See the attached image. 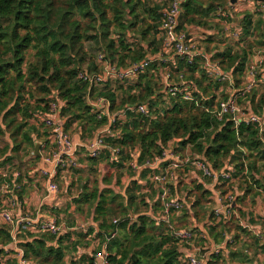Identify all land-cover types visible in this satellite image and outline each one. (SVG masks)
Instances as JSON below:
<instances>
[{"label": "trees", "instance_id": "trees-1", "mask_svg": "<svg viewBox=\"0 0 264 264\" xmlns=\"http://www.w3.org/2000/svg\"><path fill=\"white\" fill-rule=\"evenodd\" d=\"M170 1L0 0V141L6 137L11 141L0 147V171L12 168L15 158H23L31 151L34 161L40 162L41 156L36 155L35 148L38 143L41 146L49 143L50 129L34 124L32 119L35 114L50 111L49 98L53 94L64 103L61 117L66 119L68 131L75 123L85 124L84 129L89 131L107 125L108 119H98L88 98L110 100L111 110L115 113L126 105L149 106L148 117L127 116L124 124H118L121 138L107 140L108 146L120 149L117 160H110L109 152L100 159L89 157L86 160L95 167L105 159L109 167L115 168L116 183H121L123 174L130 176L124 171H133L128 165L136 152L139 164L143 165L146 160L163 157L164 151L175 140H179V153L191 145L196 155H202L215 170H221L229 163L234 166L236 175L244 173L254 180L264 179V134L262 137L253 125L241 124L235 128L228 116L219 121L204 110H213L218 99L216 91L229 84L209 78L200 58L192 63L186 60L175 63L155 61L136 80L115 81L100 88L90 87L89 83L79 79L80 72L102 71L97 62H93L94 57L87 47L90 43L101 46L104 52L99 53L105 54L107 60L118 68L126 69L150 57H160L163 53L160 26ZM253 2L261 4L256 0ZM230 7V0H183L178 31L207 28L218 17V12H227ZM242 14L240 28L243 36L235 47L217 48L210 54L199 45L224 73L232 77L234 91L242 89L253 54L250 38H257L259 26L264 23L262 16L254 25L256 15L249 11ZM135 33L141 35L143 42L149 43L146 49L131 45ZM209 43L213 44V41ZM88 63L89 69H83ZM166 72L171 73L172 84L175 79L178 81L175 84H181L180 76H183L194 101L166 93L163 81ZM158 81L162 83V91ZM129 82L134 84L127 85ZM116 83L120 85L116 87ZM232 94L226 92L223 100ZM165 97H170L168 106L161 100ZM249 102L247 110L259 116L264 114V94L259 96V90L254 91ZM37 129H42L44 135H36ZM167 164L161 163L159 168ZM158 170L144 169L136 175L137 179L130 181L124 193H117L108 186L112 183L108 177L102 181L106 184L103 188L97 180L83 185L82 192L72 204L81 214L92 212L97 228L91 227L85 235L76 237L72 230L67 232V228L57 236L21 231L20 234L30 235L29 240L21 241L19 245L24 258L29 264H66L70 249L75 250L82 240L94 236L106 246L111 264H181L178 241L171 236L164 222H157L149 210L142 207L147 206L146 197L142 195L146 187L142 184L145 180L150 184L149 175ZM22 181L20 177L18 183ZM255 181L261 186L260 180ZM2 182L3 178L0 179ZM181 183L170 185L169 199H178L173 194L179 192ZM22 188L21 194L25 192ZM196 189L201 195L194 208L208 203L206 199L210 196L202 185H197ZM176 211H171V222L177 228L173 222ZM242 232L248 234L245 229ZM11 242L10 230L0 226V259L5 252L3 247ZM65 242L70 244L64 245ZM244 253L241 250L230 252V258L239 264L251 263ZM93 263L94 260L90 259L89 264Z\"/></svg>", "mask_w": 264, "mask_h": 264}, {"label": "built area", "instance_id": "built-area-1", "mask_svg": "<svg viewBox=\"0 0 264 264\" xmlns=\"http://www.w3.org/2000/svg\"><path fill=\"white\" fill-rule=\"evenodd\" d=\"M182 3L183 0H172L169 2L168 8L163 12L159 36L162 42L163 53L160 57L155 59L150 57L143 62L134 63L126 69H123L118 68L116 65H112L107 60L105 54L99 53L96 60L97 65H99L102 70L101 73L80 72L78 76L79 79L89 83L90 87L100 88L115 83V81L126 82L136 80V78L140 74L145 73L148 67L155 61L175 63L179 60H186L188 63H192L194 60L200 58L202 68L209 78L218 80L219 82H228L230 86H234L232 77L224 73L219 65L212 61L210 55L200 49L198 43L194 40L192 31H178L183 13ZM180 79L182 80L181 84L173 85L171 82V73H164L163 81L166 87V93L170 94L172 97L181 95L187 101H194L192 91L187 88V84L182 75ZM244 85L245 87L239 91H234L235 88L233 87V94L231 93L232 96L227 100L217 99L213 110H209L208 108L204 110L211 112L219 121L224 120V118L228 116V120L233 122L235 128H238L241 124L253 125L259 129L263 137L264 114L262 116L256 115L252 111L242 108L238 103L239 98H244L257 86L255 68L252 67L248 69L246 78L244 79ZM88 103L94 108V112L97 113L98 119L102 120L105 117L108 119V123L102 133L92 141H88L83 145L74 140L70 130H66V119L61 117V109L64 103L57 98V95L52 94L49 98V112L35 114L32 119L34 124L38 126L44 125L50 129V134L48 136L49 143L41 146V154H39L41 159L36 170V173L44 180L43 187L46 196L60 193L58 179L62 173H68L71 170L80 168V148H85L88 157L93 159H100L109 152L111 154L110 160H117L119 158L120 149L111 148L107 144V140L109 139L116 140L121 138V134H118V136L114 134L117 125L124 124L129 115H142L147 117L150 115L149 106L147 104L135 106L126 105L118 113H115L111 110V101L106 98H88ZM178 143L176 149H173L174 143H171V150L168 151L166 149L163 153V157L152 161L146 160L143 165L139 164L137 159L138 154L136 152L133 156V161H131L128 166L137 174H140L144 169H159L158 172H152L148 179L160 190L158 198L161 201L165 213L164 219L160 222L166 224L171 236L178 242L190 244L195 239L194 231L190 229H178L171 222L172 209L181 211L183 203L179 199H169V195L171 194L170 185L177 184L181 180L188 182L189 177L192 179L210 180L214 184L231 183L236 175V170L234 166L229 163H227L223 169L215 170L203 157L193 158L189 154L182 155L183 153L177 151ZM161 163L168 164L160 169L158 164L160 166ZM9 169L10 167H7L0 171V175H2L3 178L0 191V199L2 200L0 220L5 225L12 228L10 230L12 238L10 245H15L21 231H30L34 234L48 233L56 236L64 232V225H61L58 220L42 217L40 212L33 216L20 213L25 205V199L20 197L23 188L18 183V179L21 175L15 171L9 175ZM180 173L183 174L180 175ZM206 188L208 189L207 186ZM216 200L217 203L221 205V207L216 209L215 213L217 223L224 222L225 217L222 219L224 215L230 216L236 214V198L231 193H228L224 197L220 195ZM211 224V226L214 225L213 222ZM244 228H247V226H244ZM202 239L205 241L208 240V237L203 235ZM233 243V239L224 234V241L220 245L214 247L213 255L216 257L223 255ZM19 252L21 254V259L18 261V264H29L24 258L23 252L21 250ZM93 260V264H111L108 259L106 248L96 253ZM207 262L208 258H201L199 254L188 252L185 255L184 264H207ZM0 264L7 263H4L3 260L0 259Z\"/></svg>", "mask_w": 264, "mask_h": 264}, {"label": "rangeland", "instance_id": "rangeland-1", "mask_svg": "<svg viewBox=\"0 0 264 264\" xmlns=\"http://www.w3.org/2000/svg\"><path fill=\"white\" fill-rule=\"evenodd\" d=\"M261 4L258 5L254 3L253 0H241L235 5L230 4L231 7L228 8L227 12H218V17L213 20L211 26L207 28L193 29L192 32L194 40L201 46L202 49L204 48L205 51L210 54H212L217 48L226 49L229 46L235 47L238 41H240V38L243 36V31L240 28V26H242L241 21L244 18L242 13L249 11L256 15L254 18L255 25L258 19L261 18L260 16H262L261 19L264 20V5ZM250 39L252 43L251 45L253 46V54L249 60L248 69L252 67L255 68L257 86L253 88L250 94L246 95L242 99H238L239 105L244 109L248 108L247 106L250 104L249 101L254 91L257 92L259 90V96L264 94V23L259 26L257 38L253 36ZM209 41H213V44L209 43ZM131 45L135 48L143 46L146 49L149 43L143 42L141 35L139 33H135L134 39L131 41ZM87 47L89 48L91 55L94 57L93 62H97V54L104 49L101 46H97L95 43H90ZM29 57H31V55ZM89 67L90 64L88 63L85 64L83 69H89ZM246 75L247 72L244 79L246 78ZM175 83H178L176 79L173 80V84ZM130 84L134 83L129 82L127 85ZM119 85L120 84L116 83V87ZM158 85L162 91V83L160 81H158ZM233 87L234 86H230V84L229 86L221 87L218 91H216L218 99L223 100L222 96L226 95V92L231 95L233 92L232 90L234 89ZM244 87L245 85L243 80L242 88ZM160 90L158 92L162 93ZM161 100L164 101L165 106H168L170 103V97H165ZM31 102H34V100H31ZM105 127L106 125L96 131H89L84 129L85 124L75 123L70 127V131L73 138L76 137L74 140L83 145L88 141L95 139L104 131ZM114 134L116 136L120 134L118 125L114 130ZM36 135H44V131L42 129H37ZM42 142H44V140H42ZM5 143H11L8 137L0 141V147ZM37 145H39V143ZM171 148L172 147L169 145L167 150L170 151ZM187 154L191 155L193 158H202V155H196L191 145L185 148L182 155ZM88 159L89 157L85 148H80L81 168L71 170L68 173H62L60 175L58 179V183L60 185V195L63 194L64 197L63 198L61 196L64 200V204L61 206V209H49L43 207V211L45 212L47 219L52 218L58 220L61 225H64L65 228H67V232L73 228L71 232H74V237L79 234L85 235L91 227L97 228V225H95L92 220V212L88 213L86 211L84 214H81L77 211V207L75 205H73V211H70L69 209H71V206H69L68 197L72 203L73 199L82 192L83 185L87 183L92 184L95 180L101 183V188L105 187L106 184H103L102 181H104L107 177L112 181V183L108 186H112L117 193H124L129 186L130 181L135 178L137 179V173L135 174L133 171L130 173V169H126L124 172L126 174H130V176H124L123 174L121 177V183H116L117 176L115 168L109 167L107 165L108 162L105 159H103L95 167L88 164L86 161ZM13 162L15 166H12L8 173L11 175L15 171L20 173V177L23 178L20 186L24 187L25 192L23 194L20 193V197L22 195V199H26L28 201L32 199L31 206L28 207L29 212L23 208L20 213L33 216L36 214L35 212L37 210V206L34 205V200H38L41 197L44 198L46 195L43 187L44 180L41 179L38 173H36L38 162H35L33 159V151L29 152V154L23 158H15ZM258 167H260V165H258ZM181 174L183 173H180V175ZM260 175L262 176V174ZM0 179H2V175H0ZM255 180H260L261 186L256 184ZM255 180L245 176L244 173L235 175L234 180L231 183L226 184H214L210 180L197 178L192 179L191 177L188 178V182L181 180L182 183L180 185L181 187L179 192L174 193L173 197L182 201L183 208L181 211H176L174 213L173 222L177 225L178 229H190L195 233V239L192 243L182 244L178 242L177 247L181 253V264H184L185 255L188 252L199 254L201 258H208L207 264H239L238 262H233L231 260L230 252L237 253L240 250L245 251L244 255H248V258H250L251 263L248 262L247 264H264V218L258 213V208L264 207V179L255 178ZM2 184L3 182L0 183V191ZM142 185L146 187L143 190L142 195L146 197L147 204V206H142L143 209H148V213L153 216L157 222L162 221L165 217V213L162 208L161 201L158 198L160 195L159 188L154 184H151V182L150 184H147V180H145ZM197 185H202L204 189L210 192V196L206 199V201H209L208 203L204 202L203 206L194 208L193 205H195L201 195V193L196 189ZM204 185H206L208 189ZM247 190L249 191L248 193H246ZM228 193H231L236 198V214H232L230 216L224 215L222 216V219L225 217L224 222L217 223L215 213L216 209L221 207V205L217 203L216 199L218 196L221 195V197H224ZM158 201H160L159 204L155 205ZM1 207L2 200L0 199V209ZM59 209L61 211H59ZM212 222L214 223L213 226H211ZM72 223L74 224L73 226L71 225ZM243 225L247 226V228H244ZM0 226L8 230L12 229L11 227L5 225L1 220ZM238 227L241 228V230H238ZM254 228L257 229L254 230ZM259 228L261 230H259ZM243 229L247 230L248 234H244L242 232ZM224 234L233 239L234 243L229 247V249H227L226 252H224L223 255L214 257V247L220 245L224 241ZM203 235H206L208 240L204 241L202 239ZM238 237L240 238L238 239ZM29 239L30 235L28 233H21L18 235L15 245L3 247L5 251L1 258L3 262L7 264H18V261L21 259L19 251L21 250L24 254L23 249L19 245L21 241ZM69 244L70 243L68 242L64 243V245ZM101 244V240L94 238V236H90L82 240L81 244L78 245L75 250L72 248L70 249V253L66 258V264H89V260L93 259L96 253L106 248L105 245L102 246Z\"/></svg>", "mask_w": 264, "mask_h": 264}, {"label": "crops", "instance_id": "crops-1", "mask_svg": "<svg viewBox=\"0 0 264 264\" xmlns=\"http://www.w3.org/2000/svg\"><path fill=\"white\" fill-rule=\"evenodd\" d=\"M39 154H41V144H40V153ZM81 166L82 165L80 164V168H81ZM204 186H206V185H204ZM61 196L63 197V194L60 195V193L57 194V195H48V196L45 195L44 198L41 197L38 200H34L35 201L34 202V205L37 206V210H36L35 213L36 214H39V212H40L41 213V216L46 218L45 212L43 211V207L44 208H49V209H58V208L61 209V206L64 204L63 203L64 200L61 198ZM68 201H69L68 202L69 203V206H71V209H69V210L70 211H73L74 206L71 203V200L69 199V197H68ZM31 202H32V199L30 201H28V200L25 199L24 209L28 210V212H29L28 207L31 206ZM60 209H59V211H61ZM258 213L261 214V216H263V214H264V207L263 208L259 207L258 208ZM254 229L256 230L257 228H254ZM72 230H73V228H72ZM259 230H261V229L259 228Z\"/></svg>", "mask_w": 264, "mask_h": 264}, {"label": "water", "instance_id": "water-1", "mask_svg": "<svg viewBox=\"0 0 264 264\" xmlns=\"http://www.w3.org/2000/svg\"><path fill=\"white\" fill-rule=\"evenodd\" d=\"M238 1H241V0H230V4L231 5H235ZM243 1H245V0H243ZM256 1H258L260 3H264V0H256ZM178 142H179V140H175L174 141L173 149H176ZM35 151H36V155H39V153H40V144L36 146ZM235 205H236V203H235Z\"/></svg>", "mask_w": 264, "mask_h": 264}]
</instances>
